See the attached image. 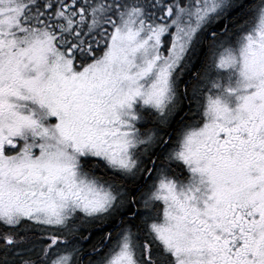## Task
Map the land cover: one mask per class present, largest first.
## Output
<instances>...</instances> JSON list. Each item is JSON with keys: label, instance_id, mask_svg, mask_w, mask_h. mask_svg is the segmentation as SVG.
<instances>
[{"label": "snow or ice", "instance_id": "1", "mask_svg": "<svg viewBox=\"0 0 264 264\" xmlns=\"http://www.w3.org/2000/svg\"><path fill=\"white\" fill-rule=\"evenodd\" d=\"M0 264H264V0H0Z\"/></svg>", "mask_w": 264, "mask_h": 264}]
</instances>
